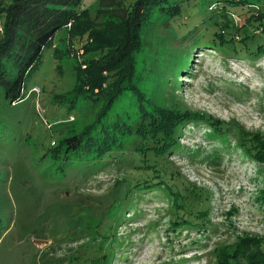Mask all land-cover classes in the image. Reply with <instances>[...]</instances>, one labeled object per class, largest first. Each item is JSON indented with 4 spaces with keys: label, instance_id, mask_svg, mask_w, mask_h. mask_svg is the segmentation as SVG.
<instances>
[{
    "label": "rangeland",
    "instance_id": "rangeland-1",
    "mask_svg": "<svg viewBox=\"0 0 264 264\" xmlns=\"http://www.w3.org/2000/svg\"><path fill=\"white\" fill-rule=\"evenodd\" d=\"M226 3L165 0L154 8L142 29L135 80L149 99L187 115L169 161L209 194V219L172 222L174 195L165 181L136 189L138 166L161 159L150 154L143 160L135 136L102 165L54 154L69 128L80 131L97 117L91 105L70 111L56 101L77 83L78 64L86 67V43L78 37L68 55L69 34L61 29L27 75L25 99L11 103L0 87V264H218L220 248L246 236L264 237V158L242 145L241 134L218 135L206 123V116L237 123L245 134L264 137V56L233 54L241 49L242 32L222 48L202 41L222 28ZM92 4L82 0L80 7ZM238 10L227 8L243 23L247 12ZM225 31L228 37L237 33ZM159 56H188V67L167 70ZM161 71L166 83L156 88ZM35 85L40 92L29 93ZM134 103L130 95L120 97L112 115L130 112L136 120ZM145 179H153L149 171Z\"/></svg>",
    "mask_w": 264,
    "mask_h": 264
},
{
    "label": "trees",
    "instance_id": "trees-1",
    "mask_svg": "<svg viewBox=\"0 0 264 264\" xmlns=\"http://www.w3.org/2000/svg\"><path fill=\"white\" fill-rule=\"evenodd\" d=\"M163 1L95 0L92 8L83 9L80 7L82 0H0V87L11 103L25 99L26 77L41 61L45 47L54 44L57 32L68 31V55L73 51L74 40L80 37V42L86 43V67L83 62L78 64L77 83L56 101L70 111L91 105L96 107L97 117L80 131L75 126L69 128L54 154L65 157L70 163H107L105 158L125 149L127 137L135 136L134 148L144 156L143 160L146 161L150 154L161 159L148 167L138 166L140 178L136 189L165 181L163 186L174 195L175 219L172 222L201 224L209 219V194L186 181L169 161V154L178 144L179 126L187 115L149 99L146 91L135 82L140 77L137 55L143 48L142 29L152 10ZM229 7L239 9L240 15L247 12L243 23L234 20L235 13L228 12ZM223 13L227 16L221 21L223 30L216 29L203 38L204 45L230 46L240 35L241 49H233V54L254 60L264 56V0H228ZM70 22L71 28H67ZM225 28L235 29L237 33L228 37ZM254 55L257 57L253 58ZM159 59L166 64L167 70L186 71L188 67V56H159ZM163 80L161 71L155 87H164ZM124 95L135 99L133 107L139 113L138 120H132L130 112L125 116L112 115L114 104ZM191 120L198 122L194 118ZM206 120L215 134L237 132L238 137L241 134L242 145L253 155L264 158V137L245 134V129L237 123L218 122L207 116ZM149 167H153V171ZM148 171L153 179H145ZM172 178H176V182H170ZM217 258L218 264H264V237L241 238L233 245L220 248Z\"/></svg>",
    "mask_w": 264,
    "mask_h": 264
},
{
    "label": "built area",
    "instance_id": "built-area-1",
    "mask_svg": "<svg viewBox=\"0 0 264 264\" xmlns=\"http://www.w3.org/2000/svg\"><path fill=\"white\" fill-rule=\"evenodd\" d=\"M0 30H2V26H0ZM30 92H40V87L38 85H35L33 88H31V90L29 91ZM50 126V125H49Z\"/></svg>",
    "mask_w": 264,
    "mask_h": 264
},
{
    "label": "water",
    "instance_id": "water-1",
    "mask_svg": "<svg viewBox=\"0 0 264 264\" xmlns=\"http://www.w3.org/2000/svg\"><path fill=\"white\" fill-rule=\"evenodd\" d=\"M36 242H37V243H40V241H39V240H37Z\"/></svg>",
    "mask_w": 264,
    "mask_h": 264
}]
</instances>
